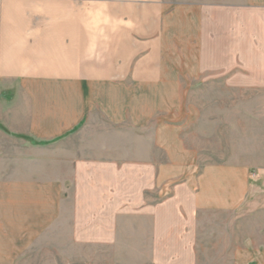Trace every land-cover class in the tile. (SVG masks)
I'll return each instance as SVG.
<instances>
[{"label":"crops","instance_id":"obj_1","mask_svg":"<svg viewBox=\"0 0 264 264\" xmlns=\"http://www.w3.org/2000/svg\"><path fill=\"white\" fill-rule=\"evenodd\" d=\"M256 48L264 0H0V264H48L54 234L73 264L74 206L102 226L138 207L151 264H197L181 224L240 209L249 169L192 158L173 96ZM246 257L264 264L261 248Z\"/></svg>","mask_w":264,"mask_h":264},{"label":"rangeland","instance_id":"obj_2","mask_svg":"<svg viewBox=\"0 0 264 264\" xmlns=\"http://www.w3.org/2000/svg\"><path fill=\"white\" fill-rule=\"evenodd\" d=\"M77 1V0H71ZM256 48L253 64L208 62L206 72L192 79L186 95H175L176 119H184L186 147L192 158L204 164L236 163L247 165L250 188L244 205L235 211L205 209L196 212L191 225L197 233V264H244L252 248L264 250V54ZM191 67L194 65L191 64ZM202 64H196L200 70ZM149 185V184H148ZM148 196L152 194L147 192ZM147 196L150 202L151 196ZM130 194H127V198ZM128 204L132 200L126 201ZM138 208V207H137ZM135 206L116 215L110 224H99L87 215L93 208L74 206L73 264H151L149 238L142 240L135 222ZM98 211L99 208H94ZM101 209V208H100ZM78 211L82 212L79 215ZM119 219V221H118ZM111 225L115 239L87 238ZM126 229H124V227ZM131 226V227H130ZM143 228L145 224L143 223ZM119 231V232H118ZM47 240L48 264L63 263L62 246L56 234ZM70 245H68L69 248ZM70 249V248H69ZM34 256H31V260Z\"/></svg>","mask_w":264,"mask_h":264}]
</instances>
